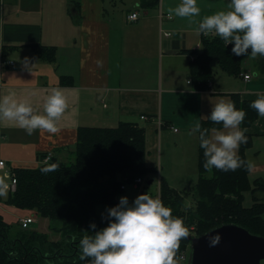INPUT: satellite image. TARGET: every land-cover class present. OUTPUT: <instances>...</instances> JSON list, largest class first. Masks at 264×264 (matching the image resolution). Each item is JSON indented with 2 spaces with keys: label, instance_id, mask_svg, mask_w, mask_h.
I'll return each mask as SVG.
<instances>
[{
  "label": "crops",
  "instance_id": "obj_1",
  "mask_svg": "<svg viewBox=\"0 0 264 264\" xmlns=\"http://www.w3.org/2000/svg\"><path fill=\"white\" fill-rule=\"evenodd\" d=\"M127 1L132 7L121 15L115 0H0V97L15 89V99L27 100L43 113L47 95L59 88L68 103L57 133L37 129L29 135L18 122L0 119V158L7 169L35 168L46 153L52 164L65 162L79 127L133 122L144 129L146 167L161 173L178 157L169 152L171 130L177 133L171 135L174 141L184 140V147L191 142L193 157L195 148L198 157L199 129H192L215 103L230 99L231 93L240 100H255L264 93V73L242 66L238 76L214 70L205 90L191 82L193 55L183 50L200 48L201 34L194 26L203 15L226 8L229 0H198L201 14L191 22L172 12L180 0ZM132 11L138 12V19L128 21ZM161 13L171 19L160 18ZM167 32L171 35L165 36ZM40 46L55 48L54 58L41 57ZM2 58L13 64H3ZM248 73L251 78L245 81ZM176 125L187 130L180 132ZM245 128L252 137L245 151L254 164L249 177L264 180V116L258 114ZM212 134L210 130L208 136ZM1 204L6 223L32 213Z\"/></svg>",
  "mask_w": 264,
  "mask_h": 264
},
{
  "label": "trees",
  "instance_id": "obj_2",
  "mask_svg": "<svg viewBox=\"0 0 264 264\" xmlns=\"http://www.w3.org/2000/svg\"><path fill=\"white\" fill-rule=\"evenodd\" d=\"M200 43L199 49L183 50L193 55L189 74L197 89L209 87L212 61H216L229 75L238 76L241 73L242 56L232 54V44L225 45L218 35L201 36ZM54 52L55 48L38 47L40 56L47 60L54 58ZM258 64L259 73H264V57L259 58ZM229 97L237 108L247 110L240 126L252 125L258 117L257 110L250 107L254 100H240L235 93L229 94ZM211 111L200 121L198 180L191 189L192 196L196 197V207L188 223L197 221V228H202L196 235L222 223H236L264 237V200L254 196L257 189L264 192V180H251L247 167L234 171L204 167L200 134L205 129V135H209L213 127L222 128V124L209 119ZM246 135L248 142L240 145L238 154L247 161L245 151L251 147L252 137ZM76 138L74 159L70 164L48 162L35 168H14L16 189L8 193L4 200V203L16 208L34 209L42 218L59 222L60 226H53L52 229H57L60 239L51 241L46 234L26 231L18 224L6 223L0 215V264H88L91 258L81 259L80 238L84 234L94 235L113 219L98 214L97 205H115L123 184L132 182L136 176L156 171V168L146 167L144 129L136 123L119 122L116 127L110 128L79 127ZM185 191H177L165 179H160L161 199L173 208L174 215L183 218L185 215L181 209L187 196L183 195ZM246 192L254 197L249 207L243 206ZM93 223L95 229L91 227ZM185 244L189 242L182 238L176 251L179 252Z\"/></svg>",
  "mask_w": 264,
  "mask_h": 264
},
{
  "label": "clouds",
  "instance_id": "obj_3",
  "mask_svg": "<svg viewBox=\"0 0 264 264\" xmlns=\"http://www.w3.org/2000/svg\"><path fill=\"white\" fill-rule=\"evenodd\" d=\"M172 12L191 22L200 16L201 8L198 0H180ZM194 29L204 36L218 35L225 45H233L231 52L236 56H264V0H229L226 8L203 15ZM15 95V89H9L8 94L0 97V119L18 122L29 135L37 129L49 133L60 130L57 121L68 107L61 89L54 88L47 95L43 113L27 100L18 101ZM250 107L264 116V93ZM246 115L247 110L237 108L230 99L221 98L215 103L209 119L222 124V129L213 127L211 136L205 135L207 129L200 134L205 168L234 171L254 166L238 154L240 145L249 139L247 128L240 126ZM200 128L197 122L192 131ZM108 215L113 219L106 227L94 235L84 234L79 240L81 259L91 258L88 264H177L175 250L181 239L188 236V227L184 218L174 215L173 208L159 195L143 193L132 204L127 196H122L119 204L108 209ZM91 227L95 229V223ZM209 240L210 245H215L220 237L212 236Z\"/></svg>",
  "mask_w": 264,
  "mask_h": 264
},
{
  "label": "rangeland",
  "instance_id": "obj_4",
  "mask_svg": "<svg viewBox=\"0 0 264 264\" xmlns=\"http://www.w3.org/2000/svg\"><path fill=\"white\" fill-rule=\"evenodd\" d=\"M115 4L117 6V10L118 12L123 15L128 9H130L132 7V5H130V2L127 0H123V2H120L119 0H115ZM135 12L137 17L135 19H129L128 18V14H127V20L128 21H135L138 19V12L137 11H132ZM131 14V12H130ZM160 17V15H159ZM251 51V50H250ZM249 51V52H250ZM260 57H264V56H256V57H252V56H247L244 55L242 56V63L241 66L245 69V70H250L252 71V73L256 72L259 73L258 69H259V64H258V60ZM211 69L212 72L214 73L215 71H218L219 73H223V75H226L225 72H223L219 65L217 64L216 61L211 62ZM255 74H253L254 77ZM212 79V78H211ZM213 80V79H212ZM145 116V115H144ZM177 130L179 129L180 132H182V130H187V128L182 129L180 127V125H176ZM174 130V129H173ZM176 132H173L171 130V132H169V137L170 140H168L169 142V149H170V154L171 156L177 157V160L175 161V164L173 163V165L171 166H167L163 171L161 170V173H156L157 171H155L154 173H151L149 175H145V176H140L143 178V183L140 184L139 187H134L132 185V182H128L123 184L125 187L122 189V192L117 195L118 196V203L120 202V198L122 196H127L128 200H129V204H132L134 202V200L136 199L137 196L143 194V193H149L153 196H157L159 194V185H160V179H165L168 183V185L173 188L176 189L177 191H183L186 190L185 193H183L184 196V201H183V206L181 209V212L185 215L184 216V221L185 224L188 227V235L191 236H195L201 229L197 228V221H193L191 223H188V218L191 216V214L193 213L192 210L195 209L196 205H195V200L196 197H193L192 194L193 192L191 191L192 188L195 187V184L198 180V169H197V152H196V148L194 149V157H193V153H192V145L191 142L187 143V146L184 147L185 145V141L180 139L179 141H174L173 137L171 135H176ZM185 150V152H183ZM162 152L164 151V147L162 148ZM45 155V154H44ZM42 159V157L40 158V160ZM74 159V153H71V157L70 159H65L63 163H59L57 165H67L70 164ZM39 160V161H40ZM51 161V159H50ZM49 161V162H50ZM163 168H164V163H162ZM138 177V176H136ZM135 177V178H136ZM164 177V178H163ZM149 179H153V181L148 185L147 184V180ZM0 204L2 202H4L6 196L8 195V192H6V190L3 189V187H1V192H0ZM254 196L262 201L264 200V192L263 190H256V192L254 193ZM195 198V199H194ZM254 200V197L252 195V193H244V200H243V206L245 207H249L252 202ZM115 205H97L96 207V212L98 214L101 215H106L108 217H110L108 215V209L110 207H114ZM2 205V204H1ZM25 210H30L32 213L30 214V216L32 215L34 217V221L33 224L31 223L29 225L28 228H26V231H34V232H38V233H42V234H46L48 239H50L51 241H55L54 239L56 237H58V240L60 239L61 235L59 232H57L56 228L52 229V227H59L60 223L59 222H52L49 219H41L38 221V217H41L39 215H37L35 213L34 209H25ZM192 211V212H191ZM191 212V213H189ZM264 217V213L262 215ZM35 218L36 221L35 222ZM112 218V217H111ZM9 224H18L20 225V219H14L11 218ZM16 228L19 230L20 228L15 225ZM21 227V225H20ZM22 228V227H21ZM23 229V228H22ZM13 232H17L16 230H14ZM13 235V233L11 234ZM200 235V234H199ZM11 238V237H10ZM185 252L186 254V259L182 260L180 259V255L183 254ZM174 259L176 260L177 264H188L189 261V244H185L182 248H180V251L177 252L175 250V256Z\"/></svg>",
  "mask_w": 264,
  "mask_h": 264
},
{
  "label": "water",
  "instance_id": "obj_5",
  "mask_svg": "<svg viewBox=\"0 0 264 264\" xmlns=\"http://www.w3.org/2000/svg\"><path fill=\"white\" fill-rule=\"evenodd\" d=\"M216 235L219 242L210 245L209 238ZM185 239L189 242L188 264H264V237L236 223H222Z\"/></svg>",
  "mask_w": 264,
  "mask_h": 264
},
{
  "label": "built area",
  "instance_id": "obj_6",
  "mask_svg": "<svg viewBox=\"0 0 264 264\" xmlns=\"http://www.w3.org/2000/svg\"><path fill=\"white\" fill-rule=\"evenodd\" d=\"M136 17H137V15L135 12H131V14L130 13L128 14L129 19H135ZM160 18L171 19V15L168 13H166V14L161 13ZM164 35L169 36L171 34H170V32H167V33H164ZM211 36H216V35L213 33H209L207 36H204V37H211ZM2 62H3V64H6V65L13 64L12 61H7V60H4L3 58H2ZM250 78H251V75L249 73L243 75V79L245 81L249 80ZM140 118L141 119H147V117L144 115H142ZM174 131H176V129H174ZM1 138H2V135L0 134V139ZM50 159H51V154L46 153L39 162L41 164L48 163L50 161ZM141 183H143V178L138 176V177L134 178L132 185L134 187H139ZM16 184H17V182H16V178H15V174H14L13 169H11V168L7 169L6 162L0 158V192H1V187H3V189L6 190V192H8V193L14 192L16 189ZM124 187H125L124 185L121 186L122 189ZM33 221H34V217L32 215L28 216V217H23L20 219V225L23 229H26L29 227V225L31 223H33ZM180 259H182V260L186 259L185 252L180 255Z\"/></svg>",
  "mask_w": 264,
  "mask_h": 264
},
{
  "label": "bare ground",
  "instance_id": "obj_7",
  "mask_svg": "<svg viewBox=\"0 0 264 264\" xmlns=\"http://www.w3.org/2000/svg\"><path fill=\"white\" fill-rule=\"evenodd\" d=\"M201 36H203L202 34H201ZM190 82V81H189Z\"/></svg>",
  "mask_w": 264,
  "mask_h": 264
}]
</instances>
